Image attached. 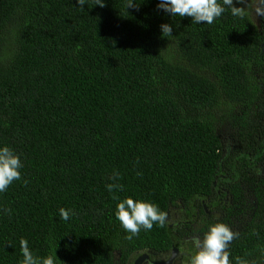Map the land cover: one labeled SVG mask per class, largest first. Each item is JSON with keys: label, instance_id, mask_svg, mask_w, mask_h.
<instances>
[{"label": "trees", "instance_id": "obj_1", "mask_svg": "<svg viewBox=\"0 0 264 264\" xmlns=\"http://www.w3.org/2000/svg\"><path fill=\"white\" fill-rule=\"evenodd\" d=\"M103 2L0 0V146L23 162L22 179L0 193V264H21V238L56 264L167 252L177 210L197 221L180 232L204 239L219 221L201 198L210 207L226 196L215 186L225 146L214 110L234 128L242 163L227 177L222 219L235 203L252 212L240 229L231 224L229 259L264 264V15L233 0L240 15L225 6L214 23L196 24L160 0ZM245 181L255 183L248 192ZM127 197L158 205L165 225L129 238L115 215ZM61 208L74 213L68 221Z\"/></svg>", "mask_w": 264, "mask_h": 264}, {"label": "clouds", "instance_id": "obj_2", "mask_svg": "<svg viewBox=\"0 0 264 264\" xmlns=\"http://www.w3.org/2000/svg\"><path fill=\"white\" fill-rule=\"evenodd\" d=\"M78 4L82 7L85 4V0H77ZM264 3V0H261ZM97 5L103 7V0H97ZM233 0H223L221 4L218 0H160L157 7L160 10L170 14L171 16H180V17H191L192 23L196 24H212L214 21L221 17L225 12V6H232ZM129 7H135L133 3L128 4ZM232 14L240 15V9L235 6L231 7ZM257 12L261 15H264V9H257ZM162 34L168 33L172 35L173 27L170 24L161 25ZM262 111L259 113L261 117ZM262 127L264 126V116L261 118ZM221 134V133H220ZM223 138V137H222ZM224 140V139H223ZM222 149V158H221V168L222 171L218 174L216 181L220 174L228 175L230 170L225 168V165L231 166L233 162L237 167L242 166L237 155L239 154L238 146L232 144L231 147L225 145ZM23 168V162L19 154H17L14 149L9 146H0V193L6 191L9 186L14 182L22 179L21 169ZM262 164H259L256 174L260 177L262 175ZM219 170V171H220ZM118 174H115L113 179L116 178ZM253 177V174L250 176ZM249 177V178H250ZM215 186L220 187L223 180H219L218 184ZM245 183H248L245 181ZM249 184V183H248ZM242 186L248 192L249 187L252 184H249V187H246L244 184ZM108 191L113 192L115 188L122 190V185L117 184H108ZM226 194L225 203H227L230 198V192H222ZM220 193V194H222ZM115 198V197H114ZM201 198V197H200ZM205 206V211L209 216L203 198H201ZM234 207H237V211L242 215H245L241 212V208L238 203L234 204ZM243 207V205L241 206ZM180 211L169 212L173 217L176 214H180ZM71 209L61 208L59 210V219L63 221H68L70 216L73 215ZM184 214V213H183ZM182 214V215H183ZM116 218L119 220L122 228L128 232L129 238L137 235L140 230L143 228L145 230H151L154 224H158L163 227L167 221V213L162 211L158 205H155L151 202L133 199L127 197L120 201L117 205V211L115 213ZM226 217V215L224 216ZM248 217V216H247ZM231 219V215H230ZM199 238V237H198ZM202 239V238H201ZM234 239V232L228 224L223 222H218L213 225H210L209 230L204 236L203 241L197 239L196 245L199 251L193 256L192 264H231L229 259L228 247L229 244ZM20 249L23 256L21 264H56V256L49 255L47 257H36L34 256L32 250L29 247V243L26 239L21 238L20 240ZM165 252V251H161ZM120 252L116 253L114 258L119 255ZM235 264H245V262L237 257L235 258Z\"/></svg>", "mask_w": 264, "mask_h": 264}, {"label": "flooded vegetation", "instance_id": "obj_3", "mask_svg": "<svg viewBox=\"0 0 264 264\" xmlns=\"http://www.w3.org/2000/svg\"><path fill=\"white\" fill-rule=\"evenodd\" d=\"M225 168L231 171L232 167L225 165ZM227 177H230V174L223 175L220 174L216 184H218L219 180H223L220 187L217 189V193L227 192L229 190L227 186H230L227 182ZM246 187H249L248 183H242ZM225 199L214 196V198H208V202L210 207H206V210L209 215H214V217L219 221L230 225L232 231L236 232L231 224L237 223L239 229L242 227L241 219L244 217L240 212L237 211V207H233L231 219L228 221L223 220L222 218L227 215V208L224 206ZM205 201V199H204ZM188 214L185 211H180V214H176L174 219L176 222L172 221L170 224L173 227L174 234L176 235L177 239H175L172 247L167 252H161L160 250H146L141 252V250H136L132 253H120L115 257L114 264H192L193 256L199 251L196 245L197 239L203 241V239L198 237L190 238L189 236L183 235L180 231L182 227L186 224H190V229L192 230L194 225L197 223L196 220H185L182 217V214ZM193 217L196 216V212L193 213ZM185 221L186 223H182Z\"/></svg>", "mask_w": 264, "mask_h": 264}, {"label": "rangeland", "instance_id": "obj_4", "mask_svg": "<svg viewBox=\"0 0 264 264\" xmlns=\"http://www.w3.org/2000/svg\"><path fill=\"white\" fill-rule=\"evenodd\" d=\"M248 7L249 11L253 14V17L258 20L260 14L257 12V9H262L261 0H248ZM214 113L218 116L217 129L221 133V136L225 141V145L231 147L232 144H235V142L233 141V138L235 137V130L234 128L230 127L228 121L224 120L220 111L214 110ZM254 185L255 183H252V186H250L249 188H252ZM251 214L252 212L249 209H245V215L250 217ZM241 223L243 224V226H245L247 224V221L242 218ZM194 234L197 235L198 231H195Z\"/></svg>", "mask_w": 264, "mask_h": 264}]
</instances>
